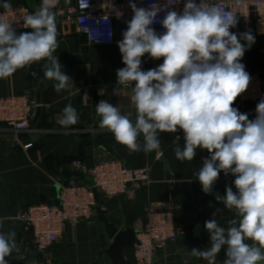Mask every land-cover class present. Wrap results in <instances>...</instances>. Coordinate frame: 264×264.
Returning <instances> with one entry per match:
<instances>
[{"label": "clouds", "instance_id": "clouds-1", "mask_svg": "<svg viewBox=\"0 0 264 264\" xmlns=\"http://www.w3.org/2000/svg\"><path fill=\"white\" fill-rule=\"evenodd\" d=\"M179 2L153 0L145 8L129 0L133 15L123 39L117 42L124 67L116 70L112 95L123 96V90L130 88L128 99L135 118L118 104L100 100L95 107L98 128L112 133L130 154L155 151L159 156L161 133L179 131L183 132V146L176 136L173 151L177 160L190 162L198 149L206 150L208 156L193 173L202 191L212 193L221 172L235 178L236 191L226 186L223 196L216 195L232 218L222 226L215 219L222 210L213 212V218L204 224L210 246L192 248L191 255L217 264V255L223 250V264H264V98L256 106L254 119L233 106L251 82L240 61L255 37L251 31L239 36L231 31L240 16L223 10L221 0H184L181 12L172 7ZM58 3L41 0L23 18V27L31 31L19 34L12 22L0 16V78L44 61L43 77L54 81L57 93L72 86L71 77L54 55L59 47ZM0 6L6 12L12 10L9 0H2ZM162 12L159 23L164 31L158 34L153 25ZM108 35L111 37L110 31ZM88 36L90 41L96 38L92 32ZM146 54L153 60L163 58V63L143 70ZM78 120L77 110L69 103L57 123L67 129ZM18 252L16 232L0 231V264H8L7 258Z\"/></svg>", "mask_w": 264, "mask_h": 264}, {"label": "crops", "instance_id": "crops-1", "mask_svg": "<svg viewBox=\"0 0 264 264\" xmlns=\"http://www.w3.org/2000/svg\"><path fill=\"white\" fill-rule=\"evenodd\" d=\"M110 1L99 0V4L104 7ZM9 2L12 8L27 6L33 11L41 4L40 0ZM72 3L73 0L68 4L64 0L62 6ZM56 23L59 47L54 55L58 57L62 71L72 79L69 89L60 93L54 90V81L43 77L44 61L19 69L10 77L0 78V98L26 95L37 100L42 109L37 122L31 124L27 133L8 128L0 130V231H15L19 248L18 253L7 258L8 264H111L105 254L100 255L101 252L108 248L119 231L141 229L148 210L174 212L179 229L176 242L165 250H157L154 264H207L203 259L193 257L190 250L210 246L204 224L213 218L217 209L222 211L215 219L227 226L232 213L216 200V195L223 196L226 186L236 191L235 178L221 172L213 192L204 193L193 173L199 170L202 158L208 153L198 149L192 161L177 160L174 140L179 136L183 146L182 131L161 133V154L158 156L155 151L130 154L126 147L115 141L112 133L100 130L95 112L100 100L118 104L122 111H131L135 118L134 106L128 99L131 89H124L123 96L112 95L116 87V70L124 67L117 42L123 39L122 33L127 26L117 22L115 43L100 46L90 44L75 22L57 17ZM155 62L157 60L146 54L142 58V69ZM240 62L246 71L257 72L264 78V32H261L259 46L246 49ZM32 72L37 76H32ZM69 103L77 110L79 120L65 129L57 120ZM233 106L244 113L237 100ZM246 114L249 119L256 116L252 112ZM118 157L134 170L148 168V187L140 190L133 199L120 195L107 201L105 212L100 211L103 201L98 194V205L91 222L82 221L67 227L51 248L37 251L32 237L19 220L22 212L35 204L56 202L63 184L88 182L86 172L71 167L74 160H81L89 170L98 161ZM161 159L167 162L169 169ZM198 228V235H194ZM124 252L127 262L134 264L133 247ZM224 259L222 250L217 255V264H223Z\"/></svg>", "mask_w": 264, "mask_h": 264}, {"label": "built area", "instance_id": "built-area-1", "mask_svg": "<svg viewBox=\"0 0 264 264\" xmlns=\"http://www.w3.org/2000/svg\"><path fill=\"white\" fill-rule=\"evenodd\" d=\"M41 1V0H40ZM64 0H59L55 8L58 18L76 23L90 44L112 45L116 40V23L127 26L132 18L129 0H111L102 7L99 0H73L69 6H62ZM138 7H149L153 0H134ZM164 4L165 0H157ZM199 3V0H196ZM2 3V0H0ZM225 11H234L239 22L231 31L238 36L240 33L251 31L255 43L251 47L257 48L261 32H264V0H221ZM181 12L184 0L172 6ZM27 6L13 7L11 12L0 10V16L13 23L17 32L31 31L23 27V18L31 14ZM164 13L157 17L153 25L158 34L164 29L159 21ZM82 18L83 21H82ZM107 18V19H105ZM82 21V22H81ZM111 32V37L108 33ZM92 32L96 38L89 40L88 33ZM244 43V41H241ZM163 63V58L155 63H149L143 70L157 67ZM248 72V71H247ZM251 82L248 89L237 97V103L242 112L256 113L258 102L264 98V78L257 72H248ZM39 103L26 95L7 96L0 98V130L12 129L18 133H27L36 114ZM71 167L89 177L86 183L68 182L59 188L58 199L54 203H40L27 207L20 215V222L24 230L30 234L37 251L44 252L58 241L67 227H74L82 221L91 222L97 204V195L102 199L100 211L105 212V203L117 196L124 195L130 199L146 189L150 183L148 168L129 167L125 161L110 158L98 161L91 169H86L81 160H74ZM144 225L134 235L133 247L134 264H154L157 250H165L169 244L176 242L179 236L175 213L163 210H148L144 216Z\"/></svg>", "mask_w": 264, "mask_h": 264}, {"label": "water", "instance_id": "water-1", "mask_svg": "<svg viewBox=\"0 0 264 264\" xmlns=\"http://www.w3.org/2000/svg\"><path fill=\"white\" fill-rule=\"evenodd\" d=\"M41 107L38 106L36 109V114L33 119L32 125L37 122L40 114ZM167 169L168 165L164 159H161ZM200 228H198L194 235H198ZM136 231L132 228H127L124 231H119L113 238L112 242L109 244L108 248L101 252L100 255L105 254L111 264H129L125 258V249L130 247L134 243V235Z\"/></svg>", "mask_w": 264, "mask_h": 264}, {"label": "rangeland", "instance_id": "rangeland-1", "mask_svg": "<svg viewBox=\"0 0 264 264\" xmlns=\"http://www.w3.org/2000/svg\"><path fill=\"white\" fill-rule=\"evenodd\" d=\"M102 161H105V160H102Z\"/></svg>", "mask_w": 264, "mask_h": 264}]
</instances>
